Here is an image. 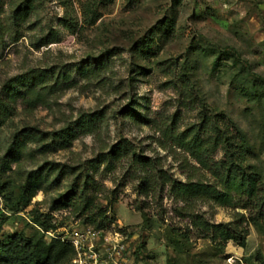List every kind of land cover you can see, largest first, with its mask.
<instances>
[{"label": "rangeland", "instance_id": "374dc122", "mask_svg": "<svg viewBox=\"0 0 264 264\" xmlns=\"http://www.w3.org/2000/svg\"><path fill=\"white\" fill-rule=\"evenodd\" d=\"M16 11L23 13L17 23ZM81 68L99 70L84 76ZM45 71L55 73L45 103L31 109L18 99L0 128L1 236L49 242L91 227L121 233L129 264H264V214L240 198L229 207L197 202L195 215L208 223L248 233L246 247L224 244L182 214L165 182L214 181L175 138L188 130L225 133L210 160L244 154L264 193V0H0V95L17 78ZM58 75L70 80L55 86ZM85 121L93 132L80 129ZM68 129L77 134L62 148ZM30 132L36 137L27 155L3 172L14 136ZM114 149L122 157L105 160ZM51 164L67 175L59 187L11 210L21 205L25 173ZM80 173L91 182L85 199L92 197L96 213L107 209L108 220L91 223L72 207L53 208ZM42 214L55 229L34 222Z\"/></svg>", "mask_w": 264, "mask_h": 264}, {"label": "trees", "instance_id": "16d2710c", "mask_svg": "<svg viewBox=\"0 0 264 264\" xmlns=\"http://www.w3.org/2000/svg\"><path fill=\"white\" fill-rule=\"evenodd\" d=\"M22 14L19 11L14 13L13 19L16 23ZM55 40L49 39L46 43H53ZM221 49L231 52L237 61L244 64L245 68L250 69L236 51L229 48ZM98 70L95 68L85 71V68H81L79 72L84 76H92L97 74ZM54 74L53 71H45L42 75H36L33 72L7 84L3 95H0V128L15 114L14 104L18 99L26 105V108L31 109L45 103L47 94L55 88L47 83L48 78ZM68 80L70 79L66 75H58L55 86ZM94 128L93 125L88 127L87 121L80 125V129L82 131L87 130L86 132H93ZM191 131L188 130L177 135L176 144L190 154L191 158L199 165V169L208 171L214 181L208 183L203 180L192 181L189 179L188 182H180L166 177V185L169 186L173 198L184 204L181 207L182 214L192 219L193 225L205 237H212L213 240H220L224 244L235 241L240 247H246L247 232L244 233L232 224H210L199 215H195L193 208L197 202H212L218 206L229 207L234 204L237 198H240L244 199L245 207L254 208L258 210L259 214H264V193L260 188L259 179L252 173L251 168L245 166L246 159L242 153L230 151L227 152V159L225 158L221 162L210 160L211 150L220 148L221 138L225 133H217L216 137L206 133L205 137H202L191 135ZM76 134L74 129L66 130L62 148H66L72 139H75ZM35 137L36 135L32 132L25 134V136H22V133L14 136L2 161L3 172L11 170V164H19L20 160L27 155L28 140ZM43 148V150H50L51 147L44 145ZM118 150L114 149L112 153L106 156L105 160L120 159L122 153ZM134 161V164L141 163V159ZM143 163V166H148L147 163ZM59 168V166L51 164L45 165L37 171L25 173L22 184L19 186L21 205L11 210H19L21 207L30 205L38 191L47 192L58 188L64 178L63 176H67L65 171ZM69 174L75 176L74 172H69ZM90 183L88 177L82 183L81 173L77 175L69 191L54 200L53 208L72 207L77 213L86 215L87 220L91 223H96L98 219L108 220L107 209L99 208L96 213L92 197L85 199V196L90 192ZM148 186L149 183L146 182L140 188L145 191ZM115 202V200H111L109 203L113 205ZM48 218L49 215L42 214L33 217V220L46 231L55 229L56 227L48 225ZM5 222L6 217L0 215V234ZM74 254L75 251L70 244L56 238L48 242L43 237H28L24 233L0 235V264H70Z\"/></svg>", "mask_w": 264, "mask_h": 264}, {"label": "built area", "instance_id": "2783aa9c", "mask_svg": "<svg viewBox=\"0 0 264 264\" xmlns=\"http://www.w3.org/2000/svg\"><path fill=\"white\" fill-rule=\"evenodd\" d=\"M55 238L73 247L72 264H129L125 257L128 245L119 232L107 235L91 227H77Z\"/></svg>", "mask_w": 264, "mask_h": 264}]
</instances>
